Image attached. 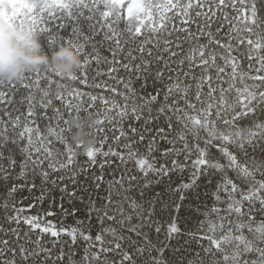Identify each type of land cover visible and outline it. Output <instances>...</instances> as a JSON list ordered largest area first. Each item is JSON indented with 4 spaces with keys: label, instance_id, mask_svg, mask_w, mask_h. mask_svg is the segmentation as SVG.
Returning a JSON list of instances; mask_svg holds the SVG:
<instances>
[{
    "label": "snow or ice",
    "instance_id": "snow-or-ice-1",
    "mask_svg": "<svg viewBox=\"0 0 264 264\" xmlns=\"http://www.w3.org/2000/svg\"><path fill=\"white\" fill-rule=\"evenodd\" d=\"M8 15L49 46L66 42L83 68L0 85L24 90L19 114L0 117V264H264V0H31ZM56 102L95 116L98 133L112 125L124 151H103L105 135L78 163ZM24 200L48 208L26 215ZM184 210L203 219L188 227Z\"/></svg>",
    "mask_w": 264,
    "mask_h": 264
},
{
    "label": "clouds",
    "instance_id": "clouds-1",
    "mask_svg": "<svg viewBox=\"0 0 264 264\" xmlns=\"http://www.w3.org/2000/svg\"><path fill=\"white\" fill-rule=\"evenodd\" d=\"M30 3L31 0H3L0 3V85L19 83L28 73L45 66H51L63 77H75L83 68L81 56L72 47L61 46L51 56L44 54L39 37L10 20L8 13L13 4L22 9L24 4ZM94 123V117L85 119L78 115L69 120L71 142L81 145L84 153L95 148Z\"/></svg>",
    "mask_w": 264,
    "mask_h": 264
},
{
    "label": "trees",
    "instance_id": "trees-1",
    "mask_svg": "<svg viewBox=\"0 0 264 264\" xmlns=\"http://www.w3.org/2000/svg\"><path fill=\"white\" fill-rule=\"evenodd\" d=\"M127 2H128V0H126V3ZM124 11H125V18H126V16H127L126 8H125ZM58 23H59L58 20L54 22V24H58ZM241 27H242V25H241ZM67 31L68 32L71 31L70 27L68 28ZM244 35H246V34H244ZM46 36H47V34H44V36L39 37L38 38V41H39V43L41 45L42 52L44 54H47V55L51 56V54L54 51H56L59 47H61V45L49 46L48 43L46 42ZM252 38L254 40L256 39L255 36H253ZM66 39H67V36H65V41H66ZM64 46H68L66 42H65ZM105 47H107V45H105ZM248 51H249L248 46L245 44V45L241 46L240 52L236 53V55H238L240 57V62L243 65H245V66L248 63V61L246 59V55H247V52ZM102 55H109L110 56L109 53L103 52V51H102ZM81 59L83 60V56H81ZM104 70L105 71L107 70V66H104ZM80 74H81V72H78L77 73V76H79ZM93 74H94V71L92 69H90V72H89L90 77ZM119 75L120 76H125L126 74L123 71H121L119 73ZM51 78H53L55 80H60V78H57L54 75H52ZM98 79H107V77H100ZM61 82L71 83V85L73 87L78 88L80 91H83V92H86V93H91V94H94V95H101V96H104L106 98H115V99H117L119 101V103H121V104L123 103V100L116 93H112V92H109V91L104 90V89L92 88L89 85L80 84L78 81L77 82H69V81H67L65 79V80H62ZM89 83H91V80H90ZM0 91H2V92L5 93V96L4 97H0V117H3L4 119H7V115H6L7 112H11L13 116L18 115L19 113L16 111V109L20 108L19 101H20L21 96L24 95V90L21 89L20 92H18L15 95H13V90L12 89L6 88V87H3V86H0ZM53 91H56L55 85H53ZM9 100L11 102H9ZM56 105L58 107H60L61 112L64 114L65 119H69L70 120L75 115L74 111H73L72 115H69L68 114V111L66 110V108L63 105H61L60 102H56ZM100 108H101V104H100L99 101H97L94 110H98ZM26 110H27L26 109V106L24 108H21V111H26ZM51 114H52L51 110H48V115H51ZM81 115H83V113ZM94 118H96V117L94 116ZM22 120H23V118H22ZM48 123H49V121L45 120V118H44V113L41 112V114H40V116H39V118L37 120V123L35 125H33V126L34 127H39L42 130V135H43L44 134V131L43 130L46 129V127L48 126ZM51 123L54 125L55 124V121H51ZM104 126H105V129H106V131L104 133H98V132H96L94 130L95 131V134H96V137H97V142H96L95 147H99L100 146L99 145V141L102 140L105 135H107L109 137V140L104 145L103 151H107L108 150V147H112L116 151H124V149L122 148V146L117 145L116 141L114 139H112V137H113L114 134L115 135H118L119 133L118 132L113 133V132H110V131L107 130V129L111 128L112 125H109V124L106 123ZM237 126L240 127L242 125H237ZM20 130H22V129H17L16 131H20ZM9 131H10V134L11 135H14L15 134V133L12 132L11 129ZM52 146L55 147V148H57V149H62V147H63L54 138H53V144H52ZM142 151H143V149H142ZM212 151H213L214 154H218V149L217 148H213ZM77 152H78L77 158H76L77 159V162L80 163V164H82L84 161L87 160V156L83 152L82 147L80 149H78ZM103 159L104 158L102 156H99V155L97 156L98 162L99 161H102ZM128 167L130 169L133 168L134 167V161H129ZM97 170H98V166H97ZM257 178L259 179V177H257ZM172 179H173V182L174 183H179L180 180L182 179V177L179 176V175H174L172 177ZM23 195H27V193H24ZM2 200H3V197L0 196V202H2ZM29 202H30L29 200H24L23 205H21L22 207H25V214L26 215H33V214H36L37 212H40L41 209H47L48 208V202L45 201V203L43 205H37L36 208H33V209H31V211H28L27 205L29 204ZM208 204H209V206H211L212 201L209 200L208 201ZM56 211L59 213V209L58 208L56 209ZM181 216L182 217H188V219H187V226L188 227L195 226L198 219H203L202 216H198L197 214L191 212L190 210H184V211H182L181 212ZM47 219L53 221L54 223H59L60 216L58 215L56 217H48ZM166 219H167L166 217L162 218V226H166L163 223V221L166 220ZM73 223H74V219L72 217H68L64 221V224L66 226L67 225H73ZM184 223L185 222L182 220L181 221V225L184 226ZM205 227H207V226H205ZM32 238L35 239L36 238L35 235H33ZM205 243H207V242H205Z\"/></svg>",
    "mask_w": 264,
    "mask_h": 264
}]
</instances>
